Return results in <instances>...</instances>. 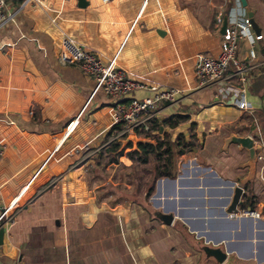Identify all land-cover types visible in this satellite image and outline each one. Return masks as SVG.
<instances>
[{"label": "crops", "instance_id": "1", "mask_svg": "<svg viewBox=\"0 0 264 264\" xmlns=\"http://www.w3.org/2000/svg\"><path fill=\"white\" fill-rule=\"evenodd\" d=\"M86 2L6 4L13 19L0 26V211L20 202L13 223L2 226L0 264H264V0ZM248 11L262 38L253 43L260 63L249 79L253 108L243 111L213 86L196 88L193 70L199 53L220 50L217 14L228 21ZM63 36L146 86L182 91L176 102L158 103L154 123L171 140L189 133L198 145L177 154L175 174L160 177L150 195L110 186V162L100 155L110 154L116 99L61 60ZM250 46L241 38L238 56L247 60ZM177 116L187 118L164 123ZM231 132L254 137L258 151L233 214L232 189L248 156L235 143L223 148ZM248 209L259 217L243 214ZM212 247L225 251L221 262Z\"/></svg>", "mask_w": 264, "mask_h": 264}, {"label": "built area", "instance_id": "2", "mask_svg": "<svg viewBox=\"0 0 264 264\" xmlns=\"http://www.w3.org/2000/svg\"><path fill=\"white\" fill-rule=\"evenodd\" d=\"M7 1L0 0V26L13 19V14L6 12ZM215 22L220 30L224 22L221 13L217 14ZM241 38H248L251 44L247 60L237 54L238 42ZM261 38V33L253 32L248 17L226 20L225 31L221 33L218 54L213 56L208 52H201L197 55L193 70L196 88L213 86L219 100L231 103L240 110L251 111L253 104L250 100L249 79L251 71L260 64L255 61L256 53L253 43ZM60 58L63 62L77 64L83 73L94 76L98 88L116 99V128L111 132L106 144L120 138L133 136L136 129L152 131L154 120L157 117L158 103L161 101L174 103L182 93L179 88L171 86H146L142 82L128 77L122 69L115 67L110 62L102 63L92 50L68 36L61 38ZM144 89L151 91L152 95L144 97L134 95L135 92ZM74 121H77V118ZM72 122L68 124L67 128ZM5 148V144L0 141V158L4 154ZM16 207H18L16 203L13 206L8 204L0 211L1 227L13 223L14 214L12 211ZM230 212L233 214V211ZM243 214L254 218L259 217V213L255 210L248 209Z\"/></svg>", "mask_w": 264, "mask_h": 264}, {"label": "rangeland", "instance_id": "3", "mask_svg": "<svg viewBox=\"0 0 264 264\" xmlns=\"http://www.w3.org/2000/svg\"><path fill=\"white\" fill-rule=\"evenodd\" d=\"M156 125L159 126L158 123ZM164 128L168 130L166 125H164ZM163 130L161 132L159 129L152 131L138 130L134 132L133 136L120 138L108 144L110 148L116 144L121 148L119 152L114 151L110 154L102 152L100 155V159L104 164L106 161L110 162V173H107V176L110 177V186L115 182V185H118L117 188L124 190L125 194L136 197L150 195L153 192L156 181L162 177L157 176V170L162 167L163 161L158 156L150 154L147 156V161L143 162L137 154L130 155V152L135 149V144L139 139L146 140L145 138L150 136H157L161 140L166 136L171 139L169 131ZM186 136V141H190L193 146L198 145L196 137H192L189 133ZM129 142L131 145L128 144Z\"/></svg>", "mask_w": 264, "mask_h": 264}, {"label": "water", "instance_id": "4", "mask_svg": "<svg viewBox=\"0 0 264 264\" xmlns=\"http://www.w3.org/2000/svg\"><path fill=\"white\" fill-rule=\"evenodd\" d=\"M240 1L243 6L246 5V0H240ZM86 4H87L86 0H78V5L80 7H84ZM247 16H248L252 30L256 34H258L260 32V27L254 20L253 12L248 11ZM225 26H226V19H224V22L220 28L221 33H224ZM230 143H235L239 146V149H245L247 151L248 158L246 162H244L242 165L243 167H247L248 171L244 177L240 178L239 184L235 185L232 189L233 194H232L230 205L228 206V209H227V211L229 212L236 209V206L240 204V197L242 195L243 186L247 183V181L254 178L256 174V164L258 160V154H257L258 151L255 145V139L251 135H238L234 132H231L229 133L228 136L225 137L223 148H226ZM160 215H161L160 217L165 220H170L172 217L169 214H160ZM3 234H4V229L3 227H0V243L2 241ZM209 253L216 256L218 258V261L220 262L225 258V251H223L219 247L210 248Z\"/></svg>", "mask_w": 264, "mask_h": 264}, {"label": "trees", "instance_id": "5", "mask_svg": "<svg viewBox=\"0 0 264 264\" xmlns=\"http://www.w3.org/2000/svg\"><path fill=\"white\" fill-rule=\"evenodd\" d=\"M187 116H177L175 120L171 118L164 120L165 124L169 126L176 125L179 121L186 119ZM116 128V125L113 127ZM159 129V126L154 123L152 130ZM138 130L136 129L135 132ZM146 140L139 139L135 144V149L130 152V155L137 154L141 161L146 162L150 154L158 156L162 161V167L158 168L157 176H173L175 174L174 164L177 154H181L183 151L191 149L192 144L190 141H186L183 136L178 137L175 140H171L169 137H165L161 140L157 136H150L145 138ZM131 145V143H128ZM121 150L118 144L110 148V152H119Z\"/></svg>", "mask_w": 264, "mask_h": 264}, {"label": "bare ground", "instance_id": "6", "mask_svg": "<svg viewBox=\"0 0 264 264\" xmlns=\"http://www.w3.org/2000/svg\"><path fill=\"white\" fill-rule=\"evenodd\" d=\"M20 193H22V194L24 193V188L20 191Z\"/></svg>", "mask_w": 264, "mask_h": 264}]
</instances>
